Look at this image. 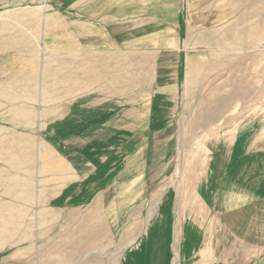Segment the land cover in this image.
I'll list each match as a JSON object with an SVG mask.
<instances>
[{"label": "rangeland", "instance_id": "rangeland-1", "mask_svg": "<svg viewBox=\"0 0 264 264\" xmlns=\"http://www.w3.org/2000/svg\"><path fill=\"white\" fill-rule=\"evenodd\" d=\"M73 2L0 0V264L264 259V0H147L155 41L103 59ZM45 146L61 204L31 187Z\"/></svg>", "mask_w": 264, "mask_h": 264}, {"label": "crops", "instance_id": "crops-1", "mask_svg": "<svg viewBox=\"0 0 264 264\" xmlns=\"http://www.w3.org/2000/svg\"><path fill=\"white\" fill-rule=\"evenodd\" d=\"M146 1L147 0H78V2H73L72 4H69L71 8H73V10L77 9L79 11L85 12L83 14L85 15V19L87 21V27H88L87 29L88 33L86 36V43H87L86 48H87L88 56L94 59H99V58L103 59L105 57L109 58L110 54L108 52L113 48L111 47L112 43L121 44L124 42H133L135 48H139V47L142 48V46L140 45L142 43L140 42L142 41L144 37H146L147 39H150L151 42H154L155 36L153 35H156L157 33H159V28L151 24L150 25L145 24L142 20L145 16L149 17L147 15L151 14V13L148 14L146 10L154 8L155 6L154 5L149 6L146 8V10H144V3ZM181 1L182 0H180V2ZM8 27H9L8 24L1 23L0 31L2 33H6L7 31H10ZM167 30L165 32H168ZM11 31L13 32V30ZM107 37H109L112 41L109 40ZM154 47H157V46L154 45ZM166 51L167 50L162 51V52L158 51L159 54L157 58H162ZM44 149L46 150V152L43 154L44 156L41 157L39 154L38 155L39 161L37 159L38 163L40 162L39 168L37 169L38 170L37 175H39L37 183L35 181L34 182L32 181L31 187L34 184H36L42 189L43 192L38 196L40 203L47 202L48 204H51V205L61 204L63 200L62 193L64 189L67 186L72 185L74 184V182H76V178H77L75 174L76 170L72 162H69L60 153L52 151L50 147L47 148L45 146ZM48 153L50 154V156H47ZM21 161L23 162L27 161V157L24 156ZM30 163L34 164V159L32 160L30 158ZM10 164L11 163H9L8 161V169H7V178H8L7 180L8 181L11 179L8 177V175L11 172ZM23 166L25 165H22L20 167H23ZM12 168H13L12 171L14 172L16 167L13 165ZM0 171L2 174L4 173L3 170H0ZM12 179L14 180V177H12ZM24 179L25 178L23 177L20 181ZM9 187L10 186L7 184V189H9ZM252 202L254 203V198ZM31 214H32L31 212H23L22 218L29 219L31 217ZM248 214L249 212H246V214H244L245 215L244 217H247ZM8 215L12 216L14 219L18 218L17 217L18 212L16 211L12 214L11 212H9ZM21 224L22 226L24 225L23 226L24 228L30 229L29 223L27 224L28 227L25 226L26 225L25 222H22V223L17 222L15 225L18 228L21 226ZM23 235L25 237L24 233ZM14 236H19V234L18 233L14 234L12 237V240H15ZM30 236H31V233L28 234L27 237H25L22 240L21 239L16 240L18 242L12 250L14 251L16 250L18 252L20 251L27 252V251L33 250L34 248L43 250L45 243L39 242V244L33 246L29 242ZM39 236H40L39 237L40 239L41 235ZM12 256L13 258H15L16 256L22 257V255L18 253L16 255L13 253ZM255 260L256 259H252V260L247 259V264H264V261L261 262L264 259L262 260L260 259L258 261H255ZM240 261H241L240 258L232 259L230 264H240L241 263Z\"/></svg>", "mask_w": 264, "mask_h": 264}]
</instances>
